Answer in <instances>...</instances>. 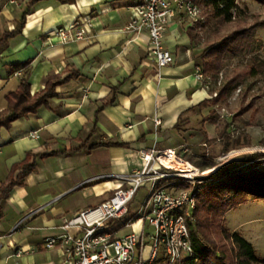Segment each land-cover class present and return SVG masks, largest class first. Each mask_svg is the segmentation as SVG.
<instances>
[{
	"label": "crops",
	"instance_id": "obj_1",
	"mask_svg": "<svg viewBox=\"0 0 264 264\" xmlns=\"http://www.w3.org/2000/svg\"><path fill=\"white\" fill-rule=\"evenodd\" d=\"M5 1L0 7V38L12 31L13 22L19 20L29 0H14V4ZM139 2L42 0L33 5L21 34L8 42L0 59V112L7 105L5 96L16 90L24 73L20 70L8 76L9 66L29 62L31 95L43 89L48 77L64 78L69 72L77 76L57 87V96L50 100L48 108L16 120L9 130H0V183L28 152L79 148L77 140H87L94 123L97 132L91 143L109 140L128 147L82 149L38 160L36 171L11 192L2 206L0 264H58L62 252L57 247L44 249L46 240L62 233L64 220L108 198L118 181L103 176L137 171L142 150L192 146L197 134L192 126L200 121L195 120L200 112L185 114L188 122L184 128L190 130L178 132L174 126L183 112L209 99L206 86L195 79L201 54L196 34L189 20L175 18L164 36L174 63L158 69L149 56L147 34L125 31L133 16L132 7ZM85 18L92 22L88 31L91 41L62 44L58 38L48 37L57 28ZM111 89H116L114 103L95 118ZM156 120L160 125L155 124ZM32 132L38 138H31ZM26 215L31 217L26 230L34 235L44 229L42 240L29 239L23 236L24 231L19 232L17 223ZM122 224L118 220L108 223L117 235L123 230L131 231L123 229ZM18 249L23 254L14 257Z\"/></svg>",
	"mask_w": 264,
	"mask_h": 264
},
{
	"label": "trees",
	"instance_id": "obj_2",
	"mask_svg": "<svg viewBox=\"0 0 264 264\" xmlns=\"http://www.w3.org/2000/svg\"><path fill=\"white\" fill-rule=\"evenodd\" d=\"M42 0H29L25 5L19 20L13 22V29L5 32L0 38V59L4 51L8 48V42L21 34L27 16L31 13L34 4ZM61 3H73L74 0H58ZM200 9V18L195 23L197 28L214 23L216 30L212 33V40L206 41L204 49L199 56L201 73L204 80L217 82L219 73L222 71L227 61L245 54L253 49L255 40L254 31L260 23L255 20L248 24L245 20L248 18L238 6V0H190ZM264 5V0H251ZM5 0H0V7L5 4ZM233 28L226 32H221L223 24H232ZM193 29V28H192ZM192 38L194 35H191ZM196 36V35H195ZM20 70H23V76L15 91L5 96L6 108L0 112V130H9L16 120L27 117L29 114H35L38 109L48 108L50 100L57 96L56 89L68 81L74 79L77 73L69 72L64 78L60 75L48 77L43 89L34 94H30V69L29 62L14 64L7 69V75L10 76ZM264 75V55L262 58H254L243 68L232 69L222 79L219 87L210 92L209 96L216 94L212 99L203 100L196 106L183 112L177 120L174 128L178 132H185L188 122L185 114L189 112H202L206 109L214 108L219 105H225L231 94L245 81ZM249 88H247L248 90ZM246 93L240 94V105L237 113L231 120H236L239 116L252 108V102L244 104ZM116 89H111L110 95L102 102V106L97 109L95 118L99 112L115 101ZM255 114L251 113V117ZM219 122V131L217 137L210 140L207 137L205 125H215ZM226 120H219V116L214 109L210 110L200 121L197 132L201 135L204 146L199 148L198 158L186 157L184 161L190 163L193 168L200 171L212 169L217 163L215 156L209 154L206 150L207 143L221 142L220 154L225 155L228 152L240 148L238 141L232 140L228 132ZM194 129V128H192ZM97 132L94 123V129L87 140L80 142L77 149H63L44 153H26L24 159L14 164L5 180L0 183V221L4 218L2 206L9 198L11 192L16 187L24 185L27 177L36 171L37 161L57 155H71L79 150L91 151L100 147H120L127 148L128 144L113 142L109 140H100L91 143V139ZM259 145L264 147V133ZM168 173H173L172 169H163ZM199 184H196L194 192L196 193V206L191 213V219L186 218L185 223L189 233V241L194 253L193 258H184L177 264H264V260L256 255L252 244L248 242L237 232H231L225 225L226 214L234 209L247 204L248 202L264 203V153L242 154L238 155L226 163L216 168L207 176L196 178ZM179 181L177 178L165 180L167 182ZM176 185L186 186L179 182ZM189 186V185H187ZM186 186V187H187ZM190 187V186H189ZM113 192L108 194L111 196ZM154 264H164L163 260H158Z\"/></svg>",
	"mask_w": 264,
	"mask_h": 264
},
{
	"label": "built area",
	"instance_id": "obj_3",
	"mask_svg": "<svg viewBox=\"0 0 264 264\" xmlns=\"http://www.w3.org/2000/svg\"><path fill=\"white\" fill-rule=\"evenodd\" d=\"M8 2L15 3L14 0ZM132 11L133 16L125 31L133 35L141 32L147 34L149 56L158 69L174 63L173 54L165 47L164 36L170 23L175 18L187 19L189 27L194 28L195 23L201 20L199 7L190 0H140L132 7ZM92 27L88 18L75 20L67 27L50 32L48 37H56L62 44L91 41L92 36L88 31ZM195 79L201 83L205 81L199 66L195 68ZM215 96L213 94L209 98ZM219 111H222L221 118L225 117L228 121L231 116L223 114L224 108ZM155 124L160 125V121L156 120ZM29 136L38 138L36 132ZM238 151H231L220 157L211 171L241 155L242 153L237 154ZM139 155L141 166L137 171L102 177L118 181L111 196L98 206L80 211L64 220L60 227L62 233L46 240L44 249L57 247L61 250L62 259L58 264H154L158 260H163L164 264H177L184 258L194 257L185 219H191L196 206V193L187 189L174 190V187L183 182L193 188L199 183L196 178L204 176L192 174L181 177L182 171L166 165L162 158L172 157L178 162H186L174 149L157 151L151 148L140 151ZM163 169H172L174 172L168 173ZM192 169L199 171L193 167ZM171 178L179 181L161 183ZM145 183L149 185L147 196L141 208L131 215V203L139 187ZM116 220L123 222V229L131 231L123 236H118L115 231H108V223ZM134 226H137V230H133ZM22 254L18 249L13 256L19 257Z\"/></svg>",
	"mask_w": 264,
	"mask_h": 264
},
{
	"label": "rangeland",
	"instance_id": "obj_4",
	"mask_svg": "<svg viewBox=\"0 0 264 264\" xmlns=\"http://www.w3.org/2000/svg\"><path fill=\"white\" fill-rule=\"evenodd\" d=\"M238 6L239 8H241V10L244 11V13H246V16H248V18L245 20L246 23L252 24L255 20L260 23L259 27L253 33L255 43L251 51L227 61L226 65L219 73L218 81L216 83L210 80L204 81L203 85L206 86V90L209 94L211 91L219 87V84L222 82L223 77L227 75L232 69L243 68L246 64L250 63L252 59L262 58L264 55V5L253 2L251 0H238ZM232 28L233 23L223 24L221 32H226L227 30H231ZM215 30L216 27L213 22L201 28H197L196 26L195 28H193L192 33L196 34L195 43L196 46L201 50V53L204 49L206 41L212 40V33ZM247 88L249 89L247 90ZM245 91H247V93L244 104L252 102V108L239 116L236 120H231L238 111L241 97L240 94ZM220 108H224V115L229 114L231 116L226 123L228 124V132L230 133L231 139L236 140L239 143L240 148L238 149L239 151L237 154L264 153V147L259 145V141L262 139L264 133V75H260L254 79L245 81L244 84L239 86L231 94L225 105H219V109ZM212 109L216 111V114L219 116L220 121L225 120V117L221 118L222 111H219V109H216V107L204 110L200 113V115H196L197 117L195 120H200L202 116L206 115ZM253 112L255 115L251 117V113ZM219 126V122L215 125H205L207 137L210 140L217 137ZM192 127L197 132V130L200 128V125L195 122ZM203 142L204 141H202L201 135L197 132L194 141H191L192 146H180L176 150V153L183 160L186 157L197 159L199 148H201V146H204ZM220 148L221 142L219 141L207 143L206 150L209 152V154H213V156H215V162H217L218 159L223 156L220 154ZM199 172L203 176H207L212 171L211 169H205L204 171L199 170ZM161 183H165V181ZM186 186L183 187L181 185H176V187H174V190H194V188H191V186ZM148 188L149 185L147 183L142 184L139 187L130 206L131 215H134L141 208L143 201L147 196ZM18 225L19 232L21 233V231H24L23 236L28 237L29 239L33 238L39 241L42 240L44 235L46 234L44 229L39 232L40 234H34L36 236L29 234V232L26 230V227L31 225V217L28 215L24 216L22 218V221H20L19 224L17 223V226ZM225 225L231 232L239 233L248 242H250L256 251V255L260 259L264 260L263 202H248L247 204L240 206L237 209L229 211L225 217ZM106 229L108 231H112L113 226L107 225ZM123 231L124 232L119 233L118 236L129 233V230Z\"/></svg>",
	"mask_w": 264,
	"mask_h": 264
},
{
	"label": "bare ground",
	"instance_id": "obj_5",
	"mask_svg": "<svg viewBox=\"0 0 264 264\" xmlns=\"http://www.w3.org/2000/svg\"><path fill=\"white\" fill-rule=\"evenodd\" d=\"M162 161L166 165L182 171V173H180L181 177L191 176L192 174L202 175L199 171L193 170L192 166L187 162H178V161L174 160L172 157L162 158Z\"/></svg>",
	"mask_w": 264,
	"mask_h": 264
}]
</instances>
